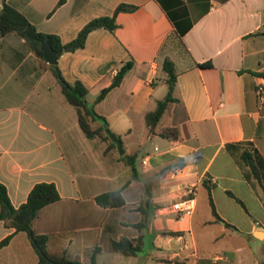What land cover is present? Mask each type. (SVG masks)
<instances>
[{"label":"crops","instance_id":"1","mask_svg":"<svg viewBox=\"0 0 264 264\" xmlns=\"http://www.w3.org/2000/svg\"><path fill=\"white\" fill-rule=\"evenodd\" d=\"M8 2L64 45L90 21L113 16L119 5L138 7L118 15L116 31L97 29L85 48L58 59L64 78L89 90L88 102L121 137L134 167L118 148L86 136L50 65L24 39L0 33V182L15 208L37 184L57 187L60 201L40 210L33 223L48 237V253L81 264H92L93 255L95 264H264V187L239 159L243 143L264 158V100L258 95L264 35H254L264 30V0ZM168 58L178 74L179 102L157 131L176 128L177 140L149 136L145 123L168 93ZM129 61L134 66L122 84L97 103ZM91 125L99 129L102 123ZM115 190H122L126 205L105 209L96 203ZM185 202L189 210L174 209ZM13 233L0 221V244ZM141 234L137 256L114 251L113 241ZM0 264L42 263L20 232L0 247Z\"/></svg>","mask_w":264,"mask_h":264},{"label":"trees","instance_id":"2","mask_svg":"<svg viewBox=\"0 0 264 264\" xmlns=\"http://www.w3.org/2000/svg\"><path fill=\"white\" fill-rule=\"evenodd\" d=\"M8 1L9 0H3V9L0 12L1 35H17L24 39L26 46L35 52L43 61H45V59L42 46L45 43H49L52 46L59 59L60 56L64 54L67 47H73V51L85 48L89 35L97 29H106L110 32L116 31L118 28V15L121 13H133L138 9L137 6L121 4L117 7L113 16L99 17L90 21L70 44L64 45L60 37L57 35L40 33L36 27L23 14L11 6ZM254 35H264V30L259 31ZM133 66V61L124 63L115 76L111 86L101 92L96 102H101L112 89L119 87L126 74L133 68ZM206 66L212 67L211 64ZM49 67L62 87L66 99L77 109L79 124L86 136L89 139L99 137L108 142L110 148L117 149V145L111 140L106 132L107 128H109L106 118L99 115L87 100L89 90L80 81L69 83L62 75L58 63L56 65H50ZM163 70L166 73L165 81L169 87L168 93L162 100L157 102L154 110L146 113L145 123L149 136L160 135L165 139L177 140L178 130L176 128L167 127L163 128L160 132L157 131L158 126L162 122V119L169 108L173 104L179 102V99L176 97L178 74L174 62L169 58L166 59L163 64ZM258 75L264 78V72ZM91 121H99L102 123V126L99 129H93ZM243 144L244 147L240 153L239 159L243 165L249 169L251 176L264 187V158L252 143ZM121 159L128 166L134 167L136 160L134 157L123 155ZM60 199L61 196L54 184L40 183L32 189L27 202L22 204L19 208H15L11 202L6 186L0 182V221H5L9 228L14 229V233L2 241L0 247L8 245L15 234L24 232L28 235L42 264H56L58 262L66 263V260L59 259L48 253V237L46 235H39L33 227L34 220L40 210L60 201ZM95 200L100 207L105 209L119 208L126 205L122 190L103 193L97 196ZM211 207L214 216L219 219L212 199ZM136 228L141 230L142 224L136 225ZM169 234L174 235L175 233ZM143 244L144 238L141 234L134 240L122 238L119 241H113V249L116 253L124 256H137L142 251ZM97 252H100V249H95V254ZM91 262L92 264H95V255L92 256Z\"/></svg>","mask_w":264,"mask_h":264},{"label":"water","instance_id":"3","mask_svg":"<svg viewBox=\"0 0 264 264\" xmlns=\"http://www.w3.org/2000/svg\"><path fill=\"white\" fill-rule=\"evenodd\" d=\"M72 49L73 47H67L65 51H70ZM42 50L44 53V59L49 65H56L58 63V55L53 50L52 46L49 43H45L42 46ZM106 132L108 136L111 138V140L117 145L119 153L123 155L125 153V150H124L123 143L120 137L116 133H114L110 128H107ZM58 264H81V263L80 262H70V263H58Z\"/></svg>","mask_w":264,"mask_h":264},{"label":"built area","instance_id":"4","mask_svg":"<svg viewBox=\"0 0 264 264\" xmlns=\"http://www.w3.org/2000/svg\"><path fill=\"white\" fill-rule=\"evenodd\" d=\"M258 95L260 96V98L262 100H264V87H259L258 88ZM144 164H148L147 161H144ZM190 202V201H188ZM188 202H185V203H179L177 205L174 206V209L178 212H182V211H185V210H189V208L186 207L187 203Z\"/></svg>","mask_w":264,"mask_h":264},{"label":"rangeland","instance_id":"5","mask_svg":"<svg viewBox=\"0 0 264 264\" xmlns=\"http://www.w3.org/2000/svg\"><path fill=\"white\" fill-rule=\"evenodd\" d=\"M165 89L168 90V87L165 86ZM74 249H75V247H74ZM72 252H73V251H72ZM101 257H102V256H101ZM104 257H105V256H104ZM101 259H102L103 261H107V262L109 261V257H107V258H103V257H102Z\"/></svg>","mask_w":264,"mask_h":264}]
</instances>
